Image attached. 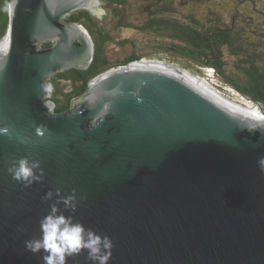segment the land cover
Masks as SVG:
<instances>
[{
  "label": "water",
  "instance_id": "1",
  "mask_svg": "<svg viewBox=\"0 0 264 264\" xmlns=\"http://www.w3.org/2000/svg\"><path fill=\"white\" fill-rule=\"evenodd\" d=\"M101 4L20 0L8 17L0 127L12 139L0 135V264H43L24 242L39 237L50 203L42 197L56 189L76 191L74 214L60 205L65 215L111 238L108 264H264V119L141 59L97 75L53 112L49 78L86 69L94 53L87 30L66 18L79 10L100 18ZM26 155L43 168L29 187L7 172ZM66 264L91 262L82 252Z\"/></svg>",
  "mask_w": 264,
  "mask_h": 264
},
{
  "label": "trees",
  "instance_id": "2",
  "mask_svg": "<svg viewBox=\"0 0 264 264\" xmlns=\"http://www.w3.org/2000/svg\"><path fill=\"white\" fill-rule=\"evenodd\" d=\"M102 1L105 8L112 6L109 15L116 20L114 28L107 29V26L99 23V19L85 10L75 11L66 18L67 22H77L87 30L93 41L94 53L86 69L70 68L49 78L52 90L48 99L53 103L54 113L67 110L72 99L82 94L88 83L97 75L132 61L153 57L157 52H169L194 62L200 68H211L223 81L264 105V71L256 65V54L247 50L248 34L245 27L236 22L237 19L233 18L234 21L229 25L219 18L209 19L206 23L192 16H186L184 20L176 17L174 10H169L167 0H153L150 9L145 11L147 20L140 26H134L126 17L125 0ZM4 3L5 0H0V9ZM122 27L140 30L149 36V39L146 38V42L140 40L139 46L136 45L139 51L132 52L120 60L109 61L103 47L113 40V29ZM7 28L8 16L0 11V40ZM49 44L50 42H43L40 45L47 47ZM223 47L228 48L230 54L237 57L234 68L241 74L242 81H237L225 72ZM63 83H68L70 88L63 90Z\"/></svg>",
  "mask_w": 264,
  "mask_h": 264
},
{
  "label": "rangeland",
  "instance_id": "3",
  "mask_svg": "<svg viewBox=\"0 0 264 264\" xmlns=\"http://www.w3.org/2000/svg\"><path fill=\"white\" fill-rule=\"evenodd\" d=\"M127 5L126 17L134 26H140L147 20L145 11L150 9L149 0H125ZM169 10H174L176 17L185 20L186 16H192L199 21L205 22L209 19L219 18L220 21L231 24L233 18L237 23L245 27L247 38V50L254 56L256 65L264 71V0H167ZM146 8V9H145ZM99 21L101 25L111 27L105 21ZM206 23V22H205ZM234 24V23H233ZM113 28V27H112ZM147 38V39H146ZM148 40L144 32L140 30H128L127 28L113 29V40L103 47L104 53L109 61L120 60L126 55L137 52L140 40ZM145 40V42H146ZM143 42V44L145 43ZM223 47L222 53L225 61V72L237 81H242L241 74L234 68L236 58ZM144 50V49H143ZM149 50V49H147ZM153 57L142 58L145 60L166 61L181 66L194 75L204 79L215 91L224 98L237 105H254L250 100L241 96L233 87L223 81L211 68H200L194 62L174 55L169 52H157ZM240 58V57H239ZM254 62V63H255ZM63 90L69 89L68 83L62 84Z\"/></svg>",
  "mask_w": 264,
  "mask_h": 264
},
{
  "label": "clouds",
  "instance_id": "4",
  "mask_svg": "<svg viewBox=\"0 0 264 264\" xmlns=\"http://www.w3.org/2000/svg\"><path fill=\"white\" fill-rule=\"evenodd\" d=\"M19 3L20 0H5L0 11L5 12L11 19ZM0 135L12 139V130L0 127ZM21 142L27 143L24 140ZM257 166L264 172V156L258 158ZM7 172L13 180L22 183L24 187L43 179L41 161L28 155L11 160ZM42 200L50 202L48 211L40 219L39 237L25 240L24 246L27 251L33 254L42 253L43 264H66L69 257L80 255L82 252H86L91 264H108L114 246L111 238L85 227L83 223L74 219V215L64 214V211L73 214L76 211L75 189L67 195L62 194L61 189L49 190ZM60 205H63L64 211H61Z\"/></svg>",
  "mask_w": 264,
  "mask_h": 264
},
{
  "label": "bare ground",
  "instance_id": "5",
  "mask_svg": "<svg viewBox=\"0 0 264 264\" xmlns=\"http://www.w3.org/2000/svg\"><path fill=\"white\" fill-rule=\"evenodd\" d=\"M7 43H8V38L5 36L0 41V53L5 50V48L7 47ZM137 65H153L156 67L165 68V69L174 71V72L184 76L187 80L191 81L194 85H196L197 87H199L203 91L207 92L208 94H210L211 96H213L217 100L223 102L227 106L234 108L236 110H239V111L247 114L248 116H250L252 118L264 119V114L261 112L260 108L257 105H255V104L254 105L247 104L246 106H242L240 104L237 105V104L233 103L232 101L224 98L225 96L223 97L220 93H218L217 91L212 89V87L204 79H201L200 77L194 75L193 73H191L187 70H183L178 66L167 64V63L162 62V61H159V62H156V61H140L137 63Z\"/></svg>",
  "mask_w": 264,
  "mask_h": 264
},
{
  "label": "flooded vegetation",
  "instance_id": "6",
  "mask_svg": "<svg viewBox=\"0 0 264 264\" xmlns=\"http://www.w3.org/2000/svg\"><path fill=\"white\" fill-rule=\"evenodd\" d=\"M150 2H153V0H149ZM101 7L104 9V13L101 15V17H96L97 19H99L100 21H104V19H106L105 21L108 23V26H110L111 28L113 27L114 28V21H116L113 16H111V14L109 15V12H111V9H112V6L111 7H108V8H105V3H103L102 1V4H101Z\"/></svg>",
  "mask_w": 264,
  "mask_h": 264
},
{
  "label": "built area",
  "instance_id": "7",
  "mask_svg": "<svg viewBox=\"0 0 264 264\" xmlns=\"http://www.w3.org/2000/svg\"><path fill=\"white\" fill-rule=\"evenodd\" d=\"M136 61H137V60H136ZM136 61H132V62H136ZM140 61H149V60L141 59ZM140 61H139V62H140Z\"/></svg>",
  "mask_w": 264,
  "mask_h": 264
}]
</instances>
